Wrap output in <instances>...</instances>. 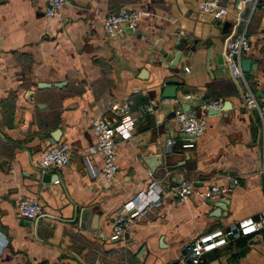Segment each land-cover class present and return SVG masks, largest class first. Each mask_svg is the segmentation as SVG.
<instances>
[{"label": "crops", "instance_id": "crops-1", "mask_svg": "<svg viewBox=\"0 0 264 264\" xmlns=\"http://www.w3.org/2000/svg\"><path fill=\"white\" fill-rule=\"evenodd\" d=\"M202 1L68 0L52 18L45 0L0 3V264H185L197 237L264 209L260 122L243 107L244 85L224 60L227 40L245 27L251 43L245 58L254 63L245 79L264 101V0L253 11L250 0H218L227 10L223 21L200 11ZM121 8L145 15L136 33L107 38L102 22ZM180 39L183 54L171 68L165 55L172 57ZM171 77L180 83L176 96L166 98ZM187 95L193 99L184 101ZM217 99L219 112L203 113L204 134L183 148L189 139L175 112ZM124 102L134 132L115 137L118 173L106 183L91 123L102 116L115 126L110 108ZM56 130L58 142L71 148L70 160L42 182L36 165ZM230 178L239 185L208 206L197 195L180 204L164 194L161 206L134 220L121 238H108L116 213L152 182L163 192L182 182L200 191ZM21 199L38 202L48 217L22 218ZM82 209H91L85 229ZM200 264H264V230L230 241Z\"/></svg>", "mask_w": 264, "mask_h": 264}, {"label": "built area", "instance_id": "built-area-1", "mask_svg": "<svg viewBox=\"0 0 264 264\" xmlns=\"http://www.w3.org/2000/svg\"><path fill=\"white\" fill-rule=\"evenodd\" d=\"M9 0H0L6 2ZM252 11L259 5L260 0H250ZM68 3V0H45V16L55 17ZM198 9L204 13L213 15L218 20H224L227 10L218 0H204L198 3ZM145 13L127 8H121L115 13L109 14L102 22V31L107 38H116L124 31L136 33L139 22ZM238 20V19H237ZM251 43L247 36L246 28L234 33L227 40L225 45L224 60L233 80L241 82L244 90L240 95L243 107L249 111H254L259 119L261 127V170L264 188V101L249 87L245 73L241 68V60L250 52ZM184 101L192 100L193 97L187 95ZM177 104L180 99H175ZM222 101L220 99L199 103L188 111H178L174 114V120L179 131L186 135L189 142L183 148H192L194 141L201 137L206 130V120L203 113L219 110ZM110 110L118 117V123L111 126L102 116L92 120L91 128L96 138V151L102 156V168L99 173L101 179L106 183L114 181L118 173L117 156L115 151V137L131 138L134 132V122L129 116L128 105L115 104ZM146 112L153 111V105L149 104L145 108ZM94 152V150H92ZM71 155V148L66 143L58 142L53 144L40 157L36 167L41 174L50 170L68 165ZM88 171L95 174L94 169L86 160ZM57 184L58 181H55ZM239 185L237 178H230L226 184L212 185L209 188L198 191L194 182H182L170 185L166 191H162L156 182L148 185L146 191L141 192L132 201L127 203L122 211H118L111 224V232L108 236L110 240H117L127 233L134 220L140 219L146 212L159 208L162 204L161 195L167 194L178 203L183 204L194 195L200 199L201 205L208 206L213 198L228 194L232 188ZM19 215L22 218L33 222L48 217L43 207L36 201L21 199L17 203ZM264 230V209L256 218L248 217L240 220L227 228H218L197 237L190 245V258L192 264H200L203 257L221 247L226 246L230 241L248 237ZM1 245V244H0ZM5 244H2V247Z\"/></svg>", "mask_w": 264, "mask_h": 264}, {"label": "water", "instance_id": "water-1", "mask_svg": "<svg viewBox=\"0 0 264 264\" xmlns=\"http://www.w3.org/2000/svg\"><path fill=\"white\" fill-rule=\"evenodd\" d=\"M183 40H179L177 42V44L174 46L173 48V55L171 57V55H165V57H167V62L170 63V67L174 68L177 66V64L180 62V59L182 57V47H183ZM171 57V58H170ZM254 63L251 59L249 58H244L241 60V68L243 73L247 74L250 72V70L254 69ZM179 81L177 78L175 77H171V78H167L165 79V84L167 87H165L164 91H163V97L166 98H173L176 96V86L179 85ZM60 85L57 84L55 85L56 87ZM51 85L50 84H46V83H38L37 87L38 88H49ZM38 108H40V105H38ZM189 106L184 110V111H188L189 110ZM219 110H213V111H208L209 114H216L218 113ZM112 126V125H111ZM59 135H60V130H56L52 135H51V144L57 143L59 141ZM42 182H49V176L47 174L42 175ZM91 213V209H82L81 213H80V227L85 229V224H86V219L90 216ZM97 225H98V216L95 217V221L92 224L91 229H88L89 231L96 233L97 232ZM188 250L190 251V247L188 248ZM189 253V252H188ZM183 254L184 257V263L185 264H192L191 263V258L189 254Z\"/></svg>", "mask_w": 264, "mask_h": 264}]
</instances>
